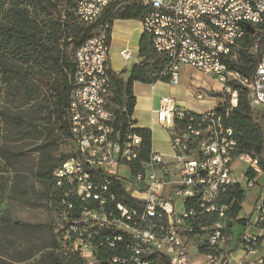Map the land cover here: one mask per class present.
I'll list each match as a JSON object with an SVG mask.
<instances>
[{"label":"built area","instance_id":"2783aa9c","mask_svg":"<svg viewBox=\"0 0 264 264\" xmlns=\"http://www.w3.org/2000/svg\"><path fill=\"white\" fill-rule=\"evenodd\" d=\"M119 1L78 0L73 14L81 24L92 25ZM140 4L149 10L140 21L143 34L155 52L166 56L160 75L167 83L177 86L181 68H190L219 83L226 98L218 105L220 112L214 108L205 113L162 98L153 114L160 125L170 128L169 159L150 150L148 160L133 173L130 165L138 159L141 138L114 128L107 77L109 28L101 25L73 56L67 113L75 151L53 172L56 185L64 187L59 201L61 241L71 242L73 251L93 264V234L119 228L120 238L104 237L100 242L114 249L124 241L128 257L113 258L112 264H190L191 252L202 254L201 264H230L224 250L230 238L229 205L222 196L234 185L252 188L254 178L263 173L258 159L238 153L224 115L237 105L238 90L233 86L247 91L252 108L264 106V48L258 51L264 0H140ZM240 51L259 53L250 77L235 69L241 63ZM120 55L131 58L128 50ZM247 172L254 177L248 178ZM111 177L129 203L116 201ZM69 198L78 204L77 215ZM172 198L182 199L181 211H176ZM254 212L257 233L243 234L240 246L247 257H255L249 264H264L262 197ZM203 220L209 225H201Z\"/></svg>","mask_w":264,"mask_h":264},{"label":"trees","instance_id":"16d2710c","mask_svg":"<svg viewBox=\"0 0 264 264\" xmlns=\"http://www.w3.org/2000/svg\"><path fill=\"white\" fill-rule=\"evenodd\" d=\"M77 1L0 0V80L6 82L10 75H18L24 71L25 76H32L42 85V81H44L42 77L55 76L58 79V86L50 84L48 87L53 99V111L49 108L48 110L50 116L54 115L55 127L59 129L60 134L65 139L70 141L72 140L69 133L67 108L74 73V51L91 38L101 25L107 23L110 34V28L114 21L124 19L141 21L149 11L140 4V0H120L108 7L96 23L83 25L76 20L73 14ZM119 4L122 5L116 8ZM67 43L73 47L71 55L62 49ZM263 48L264 34L258 43L259 53ZM259 53L250 56L246 51H240L241 63L235 66V69L243 76H252ZM138 58L139 63L133 66L126 79L122 74H117L110 68L107 70V77L111 86L110 104L115 114L114 128L121 133L129 131L141 138L138 159L130 165L133 173L137 172L140 165L148 160V154L152 150L151 132L147 129L137 128L131 120L135 106V98L132 92L133 83L168 82L166 77L160 75L167 64L166 56L153 50L150 39L145 34L139 43ZM233 89L238 90L237 105L227 115H224L225 124L234 132L238 153L249 154L258 159L264 177V106L252 108L247 100V91L239 86H233ZM221 96L219 93L218 97L221 98ZM224 109L225 107H223ZM222 113L224 112L222 111ZM44 130L49 132L50 127H46ZM70 156L71 154L64 156L55 168ZM54 170L52 174L50 171V174L53 193L57 197L56 215L59 225V201L64 187L56 186L53 178ZM247 176L253 178L254 174L247 172ZM109 180L112 182L111 189L116 193V201L129 203L126 197H122V190L120 187L118 188L116 181L112 177ZM245 192L246 190L240 185H234L229 187L222 196L223 203L229 205L226 219L227 232L231 235L233 225L242 229L237 239L239 245L241 236L245 234L243 229L250 223L249 218L239 216ZM68 201L74 204L73 212L74 215H77L78 204L72 198H69ZM108 207L113 210L112 205ZM209 223V221H201V225L206 226ZM104 237L112 240L115 237L114 230L93 234L91 239L93 264H112L113 258L124 259L128 257L129 253L123 248L124 241L116 243L113 249L105 244L100 245ZM58 242L63 252H70L73 256L68 257L67 262H64V260L50 254L47 258L48 264H83V258L71 248V242L63 244L60 232H58Z\"/></svg>","mask_w":264,"mask_h":264},{"label":"rangeland","instance_id":"374dc122","mask_svg":"<svg viewBox=\"0 0 264 264\" xmlns=\"http://www.w3.org/2000/svg\"><path fill=\"white\" fill-rule=\"evenodd\" d=\"M62 49L68 55L73 52L69 43ZM24 73L12 74L6 82L0 80V264H48L50 254L65 262L73 255L63 252L58 242L57 197L51 174L64 156H72L75 147L59 129H53L57 128L56 121L49 114L53 99L48 87L58 86V79L42 77L49 82L44 87ZM208 87L216 89L221 98L209 96ZM154 94L156 109L162 97H167L194 113H205L211 104H220L226 98L219 83L191 69L180 70L177 86L163 82ZM152 104L149 102L142 113L149 121ZM46 127H50L49 132L44 130ZM154 129L152 150L168 156L170 128L159 124ZM261 197L264 199V177L256 176L253 187L245 192L240 212L252 224L256 220L253 209ZM172 202L176 211H181L182 199L172 198ZM232 231L236 235L240 229L233 225ZM239 252L241 249L233 252L230 264H238L235 260ZM260 254L264 255V248ZM83 264L89 261L83 259Z\"/></svg>","mask_w":264,"mask_h":264},{"label":"crops","instance_id":"0c3cea01","mask_svg":"<svg viewBox=\"0 0 264 264\" xmlns=\"http://www.w3.org/2000/svg\"><path fill=\"white\" fill-rule=\"evenodd\" d=\"M142 38H143V31H142L139 20L124 19V20H116L113 22V24L111 25L110 34H109V54H108L109 68L113 72L117 74H122V76L125 79L129 76L133 66L139 63V58H138L139 43ZM123 50H128L131 53V58L129 60H124L121 57L120 53ZM181 69H190V68L183 67ZM208 78L209 80H212L210 77ZM160 85H163V82L158 81V82L151 83V84L135 82L133 83V86H132V92L135 98V106L133 108L131 120L134 122L137 128L147 129L151 132V140H152L151 148L153 144H155L154 137H153L154 130H155L154 128L156 127V125H159V123L156 120V116L153 114V110L156 109L153 107L154 100L157 99L156 98L157 95L154 94V92L159 89ZM208 88H209L208 93L217 92V90L212 87H208ZM162 98H165V97H162ZM149 102H153L151 109L150 110L148 109L149 111H151V114H152L150 121L142 115V113H144L143 112L144 108H148ZM218 105L219 104H216V103L211 104L210 109L207 111H210L216 108ZM195 113H198V112H195ZM158 154L164 156V159L167 158L165 160L168 161L169 155L166 156V154L164 153H158ZM237 228L242 230L239 226H237ZM243 230H245V233H248V232L253 233V234L257 233L256 227H254V225H252L251 222L248 223ZM230 239L231 240H230L229 247L225 248L226 244L224 246V250L229 255V257L233 254L235 250L241 249V246L238 244V241H237L238 234L234 235L233 231H231ZM190 256H191L190 264H201L202 254L200 252H191ZM254 259L255 257H247L242 252V249H241V252H239V254L237 255V259L235 261L238 264H249Z\"/></svg>","mask_w":264,"mask_h":264},{"label":"water","instance_id":"95a60500","mask_svg":"<svg viewBox=\"0 0 264 264\" xmlns=\"http://www.w3.org/2000/svg\"><path fill=\"white\" fill-rule=\"evenodd\" d=\"M246 30L250 33V34H252L253 33V29L252 28H250L249 26H246ZM42 85L44 86V87H47L48 85H49V82H47V81H42ZM210 96H212V97H218V92H215V93H208ZM215 110L216 111H218V112H220L221 111V107L220 106H217L216 108H215ZM53 129H58V128H53Z\"/></svg>","mask_w":264,"mask_h":264},{"label":"bare ground","instance_id":"6f19581e","mask_svg":"<svg viewBox=\"0 0 264 264\" xmlns=\"http://www.w3.org/2000/svg\"><path fill=\"white\" fill-rule=\"evenodd\" d=\"M79 48H82V45L79 47ZM110 230H114V233H115V237L114 238H120V230L119 228H110ZM109 230V231H110ZM114 235V234H113ZM113 237V236H112ZM111 237V238H112Z\"/></svg>","mask_w":264,"mask_h":264}]
</instances>
